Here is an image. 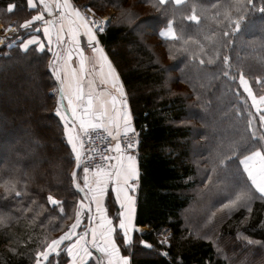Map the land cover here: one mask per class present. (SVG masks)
Wrapping results in <instances>:
<instances>
[{"label":"trees","instance_id":"1","mask_svg":"<svg viewBox=\"0 0 264 264\" xmlns=\"http://www.w3.org/2000/svg\"><path fill=\"white\" fill-rule=\"evenodd\" d=\"M100 1L116 5L119 11L117 20L99 33V39L122 76L138 131L136 224L146 225L148 230L137 234L130 248L125 247L132 254V264H264L263 247L236 239L240 230L264 243L263 200L254 203L246 220L239 218L224 224L223 235L232 249L230 260L218 255L211 240L192 236L183 225L182 211L191 201L186 190L193 185L190 177L195 174V168L188 156L186 141L190 126L176 124L174 120L187 113L189 103L185 95H170L164 81L170 70L177 71L181 67L186 56L192 63L199 60L198 52L189 51V55L180 57L172 53L170 61L164 63L136 29L143 22L155 25L162 21L160 7H168L173 0H166L164 4L156 0L158 6L150 4L149 0H138L140 5L152 8L149 15L143 17L136 9L121 5L127 0H72L77 7L96 5ZM224 3L229 5L226 12L221 9ZM10 4L16 5L12 13L7 11ZM37 4L44 11L43 6ZM184 4L190 5L188 9L192 5L190 11L199 16V23L187 19L190 26L206 24L234 38L238 34L244 37L253 34L251 22L264 23V0H186ZM177 5L183 6L182 3ZM1 8L15 25L29 19L35 11L29 10L27 0H0ZM170 20L174 21L177 32L173 42H180L183 38L177 29V18L169 15L165 26ZM229 21L241 28L240 33L238 30L232 34ZM165 26L160 25L158 32H153L157 33L154 35L159 39L158 44L166 53L165 44L173 39L159 35ZM187 37L190 45L195 44L193 32ZM23 38L17 39L14 45L9 46L8 42L0 45V127L5 132L0 136V144L10 136L14 154L10 156V166L4 165L6 157L0 159V264H31L36 248L42 247L51 235L50 241L53 240L56 232L64 227H60V219L48 220L55 209L48 196L64 203L76 195V190L70 187L75 154L67 142L60 117L52 109L56 105L51 91L55 81L47 65L48 52L37 51L35 47L23 50L20 46ZM231 41L237 43L234 39ZM13 80L16 85H11ZM209 106L207 102L205 107ZM20 168L30 172L27 181H16ZM17 192L20 196H16ZM7 211L12 215L9 219L5 216ZM62 217L65 219V213ZM164 230L170 231L167 245L158 240V234ZM140 240L163 252L136 255Z\"/></svg>","mask_w":264,"mask_h":264},{"label":"rangeland","instance_id":"2","mask_svg":"<svg viewBox=\"0 0 264 264\" xmlns=\"http://www.w3.org/2000/svg\"><path fill=\"white\" fill-rule=\"evenodd\" d=\"M83 1L85 2V0ZM149 1L152 5H159L156 0ZM59 2L63 4V0H59ZM184 2H186V0L182 2L183 6H178L172 1L169 2L168 7H166L167 5L160 7L162 10V21H157L155 25H153V22L152 24L143 22L140 23L136 29L137 32L140 31L142 40L150 44L153 50L159 54L158 59L164 63L170 61L169 59L172 58V53H177L178 57H180L181 55H189V51L197 50L198 52L196 56L199 60H194V63H192L193 60L186 56V60L180 65L181 67H178L177 71L170 70L166 74L164 81V85H166V87L168 86L170 95H185L189 103L187 113L183 117L174 120L176 124L190 126V133L186 141L189 144L188 156L195 168V174L190 177L193 185L186 190V194L190 196L191 201L182 211L183 225L186 231L192 236L211 240L218 255L230 260L233 255L229 254L232 249L223 235L224 224L229 220L232 222L237 221L239 218L246 220L252 212L254 203L262 200L264 202V198L261 197V194L252 186L244 170L245 165L240 163L241 160L251 156L253 154L252 152L256 150H260L264 154V124L260 122V114L256 112L250 98L242 91L238 83L241 74H243L249 81L257 100H259L260 96H264V23L260 22L258 25V22H251L252 25H250V27L254 29H251L253 34L248 37H244L242 34H238L236 38H234L233 35L232 37L229 35L225 36L224 33L214 31L206 24H202L199 27L190 26L189 23H187V17L196 15L199 18V16L195 14L193 10L192 12L190 11L193 7L192 5L191 8L188 9L190 5L185 6ZM53 4L56 5V3ZM121 5L136 9L142 17L149 15L152 9L150 6L140 5L138 0H127ZM85 7H89L96 15L107 13L110 16L109 23L116 21V18L119 16L116 5H108L103 1L98 2L96 5L80 6L83 15V9ZM228 8V3H224L221 7L224 12H226ZM62 10L65 12L67 9L63 8ZM41 13L44 14V19L48 23L37 21L26 29L21 27L26 21L32 20L34 16ZM46 13L42 11L37 4L33 16L20 25H15L14 22L11 21V18L7 16L6 10L1 8L0 45L5 42H8L9 46L14 45L17 39H21L24 36L26 37L22 39L20 46L29 38L33 37L37 39L38 43L30 45L28 48L35 47L38 51L39 43L44 44V50L48 52L47 65L55 81L51 91L53 92L54 104L56 103V105H54L52 109H54V112L57 114L59 112L58 91L62 85L56 84L57 81H60L56 79V74L61 76V68L64 61L62 51L68 49L70 45L68 41L65 40L64 30L58 23L52 25ZM169 15L177 18V29L182 33L180 36L183 39H181L180 42L169 40V42L165 44V53L158 44L159 39L154 35L157 33L153 31L157 30L158 32L160 25L165 26V22ZM172 20L168 21L165 28L161 31H166L169 22H171L173 31L177 37L176 27L173 26L174 21ZM230 21L229 24L230 27H232V34L238 30L240 33L241 28L237 29ZM10 25L12 26L11 28L9 27ZM44 27H48L50 30L51 44H49L48 38L43 32ZM37 28L41 29V31H35ZM61 29L63 30V42H58L57 33L60 32ZM94 32L98 33L96 30ZM192 32L195 44L190 45L185 37H189ZM232 39L237 43L232 44ZM242 43L243 48H241ZM224 57L229 58L228 64L224 63ZM201 60L204 61L203 64L200 63ZM209 60H212L213 63L209 64ZM225 72H228L227 76L224 75ZM257 79H259L260 83H257ZM1 85L8 84L1 82ZM11 85H16V81H14V84L11 83ZM238 92L239 94H237ZM203 93L206 94L205 97L202 96ZM86 99L85 97V101ZM207 102L211 106L205 107ZM260 107L264 109V105H260ZM59 113H61L62 117H65L61 111ZM61 115L59 114L58 116L63 123L65 132V123ZM65 119L67 118L65 117ZM4 134V130L0 127V136H4ZM7 135L9 136L11 134ZM72 135L77 138V149L79 153V127L76 126ZM65 137L67 139L66 132ZM253 137H255V139ZM9 138L0 144V159L2 161V157H6L4 162L5 167L11 165L10 156L13 154ZM4 153H6V156ZM39 154L42 156L43 152H39ZM123 154L126 155L124 152ZM76 155L77 154H75V159ZM115 166L116 164L114 163L113 167ZM246 166L251 168L254 174H257L263 166V162L257 158L247 161ZM7 169L9 171V168ZM18 170L20 171L17 173L16 181H27L28 175H31L30 172L24 170V168ZM74 172L76 173L75 177H73ZM71 174L72 182L70 183V187L76 190V195L72 198H67L66 202L56 205L51 216L48 218V220L53 218L52 221L60 219L62 220L60 227L64 226L59 232H56L53 240H57L65 234H79L83 228H86L89 217H93V222L97 223L96 225L102 229L101 233L107 232L109 227H112L107 223L108 220L114 221L113 215L107 211V209L110 210V207H108L109 201L107 202V199L109 200L110 184L112 182H109L107 185L108 190L105 193L106 199L104 203L102 201L99 203H103V205L99 206L102 211L97 214L94 213V206H90L94 197H104L100 195L97 183L85 185L84 181L86 174L83 171L81 162L80 168L77 170L76 160ZM91 178L95 180L98 179L95 174L87 175L88 181L91 180ZM99 178L103 179L104 177ZM7 179L8 176L4 178V181ZM257 179L259 180V176H257ZM9 183L11 182L9 181ZM77 185L79 187H77ZM80 189H83V191H80ZM82 193H85V195L86 193L88 194V201H82ZM243 193H247L248 197L244 206L222 209L224 203L235 199L236 195H241ZM54 199L59 201L57 198ZM81 203L83 207H81ZM89 207L92 209L91 212L87 210ZM105 207L107 208L105 209ZM61 208L63 209L62 213L60 211ZM64 213L66 216L65 219L62 217ZM78 213L80 214L81 223L78 228L72 229V225L76 223ZM93 213L96 215H93ZM5 216L6 219H9L12 215L7 211L5 212ZM101 218H103V222H101ZM32 222L33 221H31V223ZM112 228L114 229L116 226ZM238 233L236 237L237 240H241L242 243L247 242L254 246H261L264 251L263 242L246 236L244 233L240 232V230H238ZM113 234L116 236L119 235L117 230ZM114 235H111L109 239L114 238ZM51 236L48 237L49 240H46V243L42 244V247L38 246V248H36L31 264H36L37 253L45 251L48 245L51 244L53 241H50ZM104 236L105 234L99 238V240L102 241V245L99 246V248L96 246L97 250L95 252L92 250V247L90 248L89 245L85 244L84 240L77 241L76 236L73 235L71 240H66L60 245L59 256L50 257L48 264H66L68 260H70V257L79 258L77 264H109V261H112V264H116L119 260L116 256L119 253L132 257V254L128 250L131 244L126 246L129 247L127 249L124 244L119 243L118 240L116 244L109 243V239ZM169 236L170 231L164 230L158 234V240L162 244L167 245L169 243ZM142 242L150 244L145 240H140L139 244L136 246V255H151V253L154 252H163V249L156 248L152 244H150L152 245L151 248H146L142 246ZM114 245L118 248V252L116 253L112 251ZM69 247L72 248L71 256L67 251ZM85 248L92 253L91 258L85 254ZM101 249H107V252L100 251ZM101 256H105L104 261L101 259ZM41 264H43V261H41Z\"/></svg>","mask_w":264,"mask_h":264},{"label":"snow or ice","instance_id":"3","mask_svg":"<svg viewBox=\"0 0 264 264\" xmlns=\"http://www.w3.org/2000/svg\"><path fill=\"white\" fill-rule=\"evenodd\" d=\"M39 2L44 5V11L47 12L49 16H51L52 15V9L45 2V0H39ZM165 2H166V0H160L161 4H164ZM174 2L176 4H180L183 2V0H174ZM250 2H251V0H250ZM27 6H28L29 10L35 9L37 6V0H27ZM68 7H69V0H63V4H61L59 2V0H57V3L55 5V8L57 10L61 11V18H63V16L65 15V12L62 9L68 8ZM15 9H16V5L10 4L7 8V11L9 13H12ZM74 12H75V15L77 17H80L79 11L74 10ZM187 19L191 22L199 23L198 17L196 15H191ZM37 21H43L45 23H48L44 19V14L41 13L39 15L34 16L32 18V20L26 21L24 24L21 25V27L26 29V28L30 27V25L34 24ZM9 27L11 28L12 26L10 25ZM237 29H239L238 25H237ZM35 31L39 32V31H41V29L37 28V29H35ZM100 31H103V29H100ZM43 32L47 36L49 44H51V35L49 34L50 33L49 28L44 27ZM62 32H63V30L61 29V31L57 33V41L58 42H63ZM159 35L165 39L175 40L177 38L175 32L173 31L171 22H169L168 29L166 31H160ZM224 35L227 36V35H229V33L225 32ZM70 38L74 43L76 42V37L74 34L71 35ZM88 40H89V43H91V44H94V45L98 44L97 38L93 34L92 29L90 27L88 28ZM37 43H38L37 39L33 37V38H29L27 41H25L24 44L21 45V47L23 50H27L28 46H30L32 44H37ZM44 47L45 46L43 43H39L38 50L42 52V51H44ZM93 51L99 53V59L100 60H102V61L107 60V57L105 56L102 48L93 47ZM69 57H71V53H69ZM200 63L203 64L204 61L201 60ZM208 63L211 64V63H213V61L209 60ZM224 63L225 64L229 63L228 57H224ZM79 66H80L79 71L81 73H86V71H87L86 60H85L84 53L82 50H80ZM72 74H73V76L76 75L75 69L73 70ZM109 75H111V73H109ZM224 75L227 76L228 72H225ZM56 79H60L59 74H56ZM238 83H239L242 91L250 98L252 106L255 108L256 112L258 114H260L259 115L260 122L262 124H264V109H261V107H260V105H264V96H260L259 100H257V97L253 93L249 81L244 77L243 74H241ZM257 83H260L259 79H257ZM85 84H86V78H85V80H78L74 95L66 98L67 104H68V111H66V113H65V117L67 118V122L65 124L66 135H67L68 143H69L73 153L77 154L76 155L77 170H79V168H80L81 157H80V154L78 153V149H77V138L72 135V133L74 132V130L77 126V123L79 124L80 135H83V136H87L89 134V132H91V131H96V130L102 129L103 131H105L107 133L108 137H111L112 139L117 140L114 147L110 146L108 148V151L109 152H115L117 154L122 152V145L119 142L118 137L116 135H114L113 131L108 130L106 109L103 106L94 107V101H93V96H92L91 91H89L87 93V99L85 101V92H84ZM87 86L89 88H91L90 83L87 84ZM237 94H239V92ZM63 99L64 98L62 97V100ZM74 101L77 103V106H73ZM115 103H116V99L113 98V100H112L113 106L115 105ZM69 112L71 113V115L68 114ZM77 113H79V115H77ZM57 115H59V112L57 113ZM65 117H62V119H64ZM127 125H128V121L125 119V131L122 135L125 137L126 140L128 138V131H129ZM116 127H117V131H118L119 125H117ZM253 138L255 139V137H253ZM80 143L82 146L83 141H80ZM124 147H126L128 149L133 148V142L131 140H128V142L126 143V145ZM253 157H260L261 161H264V154H262L260 151H256L251 156L246 157L244 160H241L240 163L242 165H245L244 170L247 173L248 178L251 181L252 186L256 189V191H258L261 194V196H264V166L261 167V169L259 170V172L257 174H254L253 170L246 166L247 161L253 159ZM89 159H91V157H89ZM115 159H116V157H114L112 155L104 157L105 163L108 165V167L110 169L108 171H102L99 167L92 169L94 172H96V175L98 177L96 183L98 185V191H99L100 195H104L106 193V191L108 190L107 185L109 182H114L115 184H119L121 176L124 177L125 186L130 188V189H131V186L129 185V180L137 178L136 168L131 163V161L133 159L132 156L127 157V160L129 161L127 166H125L123 161H121L118 167H113V161ZM83 171L86 174L84 183H85V185H87L88 184L87 173L89 172V168L85 167L83 169ZM75 175H76V173L74 172L73 177H75ZM257 176H259V180L257 179ZM99 177H104V178L100 179ZM113 178H115V179L113 180ZM77 187H79V186L77 185ZM80 191H83V189H80ZM112 191L115 194V199L117 200V202H119L120 193L122 191H124V189H121L119 187H113ZM16 196H20V193L17 192ZM247 198H248L247 193H243L241 195H236L235 199L224 203L222 205V209L235 208L237 206L242 207L246 203ZM125 200L131 201V197L128 196L127 192H125ZM48 201L50 202V204L52 206H56V205L62 203V202L55 200L51 195L48 196ZM93 202H95L97 204L95 211L97 214H99L102 211V209L99 207V198L98 197L95 198ZM120 206L124 207V205H120ZM81 207H83L82 203H81ZM87 210L89 212L92 211V209L90 207ZM60 211L62 213L63 209L61 208ZM249 211H250V209H249ZM120 215L125 216V213H121ZM101 222H103V218H101ZM80 223H81V219H80V214L78 213L76 223H74L72 225V229L78 228ZM107 223L109 225H111L112 221L108 220ZM130 227H131V208H128L127 222L125 221V219H120L119 224H118V228L120 230H122V232H123L124 241L126 244L128 243V231H129ZM108 231L109 232L113 231V228L109 227ZM70 232H71V229H70ZM73 235H75L77 241H79V240H84L88 236V232L85 231L83 234H77V233L65 234L64 236H61L59 239L53 240L51 242V244L48 245V247L45 251L37 253L36 264H41V261H43V264H48L50 257L59 256L60 245H62L64 243V241H66V240H71L73 238ZM92 237L94 240L95 239V231L94 230H92ZM142 246H144L146 248L152 247V245L147 244L146 242H142ZM67 251H68V254L71 256L72 248L69 247L67 249ZM84 251H85V254L88 255L89 258H91L92 253L90 251H88L87 248H85ZM100 251L107 252V249H101ZM112 251H113V253H116V252H118V248L114 245ZM161 254L167 255L166 253H161ZM109 264H112V261H109ZM116 264H129V260L127 258L120 257L119 260L116 262Z\"/></svg>","mask_w":264,"mask_h":264},{"label":"crops","instance_id":"4","mask_svg":"<svg viewBox=\"0 0 264 264\" xmlns=\"http://www.w3.org/2000/svg\"><path fill=\"white\" fill-rule=\"evenodd\" d=\"M37 2L39 3V0H37ZM45 2H47V4L49 3L53 4V3H57V0H45ZM40 5H42L44 8L43 4L40 3ZM65 9H67L65 11V15L63 16V18H60L58 24L64 30L66 37L65 40L68 41L70 46L65 51L64 50L62 51L64 61L61 68V76L59 79L60 81L56 82L57 85H62V87L60 86V89L58 91L59 112L61 111L63 115H65L66 111H68V104L66 98L74 95L77 86V81L85 80L86 78V84L84 87L85 97L87 98V93L91 91L94 101V107L103 106L106 109L108 130L113 131L114 134L124 132L125 119L128 121V125H127L128 130L134 129L135 126L133 122V114L130 108L129 100L126 95L124 81L122 79V76L118 68L115 66L112 59L105 50L103 44L101 43L99 39V34L94 32L95 30L87 22L86 18L82 13L81 8L75 6L72 0H69V7ZM74 10L79 11L80 17H77L75 15ZM89 27L92 29L93 34L96 36L98 44L94 45L89 43L88 40ZM73 34L76 37L75 43L70 38L71 35ZM93 47L102 48L105 56L107 57V60L104 61L100 60L99 53L94 52ZM80 50L83 51L86 60V68H87L86 73H81L79 71ZM69 53H71V57H69ZM74 69L76 71L75 76H73L72 74ZM109 73H111V75H109ZM89 83L91 84V88L87 86V84ZM62 97L64 98L63 100ZM113 98L116 99V103L114 106L112 104ZM73 106H77V103L75 101ZM59 114L61 115V113ZM68 114L71 115L70 112ZM77 115H79V113H77ZM63 121L66 124L67 119L64 118ZM117 125H119L118 131L116 127ZM77 127H79L78 123H77ZM256 151H260V150H256ZM128 156H132V155H128V154L124 155L123 152L119 154L115 153V157H116V159L114 160V163L116 164L115 167H118L121 161H123L124 165L127 166V164L129 163V161L127 160ZM132 158L133 159L131 163L136 168L137 178L129 180V185L131 186V189L125 186L123 176H121L119 184H115L114 182L110 184V193H109L110 196L108 197L109 200L107 199V202L109 201L108 207H110V210L107 209V211H109L113 215L114 221H112L111 226L112 227L116 226V228H114L113 231L111 232L107 231L101 233L102 229L96 225L97 223L93 222L94 221L93 217H89V221L86 228H83L79 233V234H83L85 231L88 232V236L84 239V241L85 244L89 245L90 247L94 246L96 242L99 241V238L103 234H105L104 237H107V239H109L111 235H114L113 233L116 232V230L117 233H119V235L118 236L114 235V238H110L109 243L116 244L118 240L119 243H123L124 246L126 247L133 243L137 234H141L142 232L148 230V226L136 224L137 194L139 188V157L132 156ZM257 158L258 160L261 161L260 157H253V159L251 160H255ZM262 162L264 166V161ZM114 179L115 178H113V180ZM113 187H119L121 189H124V191L120 193L119 202H117V200L115 199V194L112 191ZM125 192H127L128 196L131 197V201L125 200ZM103 196L104 197L97 196L99 198V203L101 201L104 203L106 199V195L104 194ZM97 197L93 198L90 205V206L92 205L94 206L93 207L94 213H96L95 210L97 204L93 201ZM83 200L85 201L89 200L87 193L86 195L85 193L84 194L82 193V201ZM103 203L99 204V206L103 205ZM120 205H124V207H121ZM106 208L107 207H105V209ZM128 208H131V227L129 228L128 231V243L126 244L124 241L123 232L118 228V224L120 219H125V221L127 222ZM94 213L93 215H96ZM121 213H125V216H121L120 215ZM92 230L95 231L94 240L92 237ZM120 257L127 258L129 260V264H132L131 257L119 253L116 256V258L119 259ZM101 259L104 261L105 256L104 257L101 256ZM78 260L79 258L77 257L76 258L70 257V260H68L66 264H77Z\"/></svg>","mask_w":264,"mask_h":264},{"label":"built area","instance_id":"5","mask_svg":"<svg viewBox=\"0 0 264 264\" xmlns=\"http://www.w3.org/2000/svg\"><path fill=\"white\" fill-rule=\"evenodd\" d=\"M48 5L52 9V15L47 16L49 18V22L52 25L57 24L61 17V11L57 10L52 3H49ZM83 11L87 22L92 26V28L95 29L98 33H102L106 28V26L109 24L110 16L107 13L96 15L95 13L92 12V10L89 9V7H85ZM100 29H103V31H100ZM123 133L124 132L114 134L118 137V140L122 145V152L128 155L138 157L140 152L138 147L137 129L134 128L128 131L127 140L122 135ZM128 140H131L133 142V148L131 149L124 147L128 142ZM80 141H83L82 146ZM116 142L117 140L108 137L107 133L102 129L91 131L87 136L80 135L79 138V150H80L79 154L81 157L80 162L83 169L85 167L89 168V172L87 173V175H94V174L96 175V172H94L92 169H95L97 167H99L102 171H106L109 169L108 165L105 163L104 157L109 155L115 157V152H109L108 148L110 146L114 147ZM89 157H91V159H89ZM113 165H114V161H113ZM96 181L97 180L91 178V180L88 181L87 185H89L90 183H96ZM101 245H102V241L99 240L98 242H96L94 246H92V250L96 252L97 250L96 246L97 248H99V246Z\"/></svg>","mask_w":264,"mask_h":264}]
</instances>
